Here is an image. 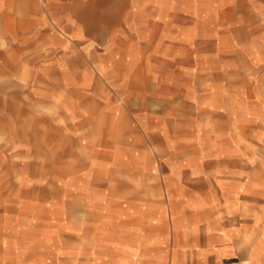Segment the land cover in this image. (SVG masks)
<instances>
[{"label": "crops", "instance_id": "crops-1", "mask_svg": "<svg viewBox=\"0 0 264 264\" xmlns=\"http://www.w3.org/2000/svg\"><path fill=\"white\" fill-rule=\"evenodd\" d=\"M100 2L0 0V81L8 86L12 77L33 74L38 77L36 99L45 102L44 95L55 89L47 86L49 78L57 84L60 71L75 72L70 64L60 63V54L67 55L61 56L66 60L81 56V60H92L73 44L77 38H90L87 30L99 26ZM207 3L185 11L194 16L211 14L203 21H208L213 43L248 44L244 48L248 63L257 70L233 82L228 78L227 88H221L219 73L231 77L233 60L226 62V69L220 63L207 65L209 86L198 106L196 138L207 141L203 146L212 141V147L200 148L188 175L179 176L171 169L163 172L160 182H151L152 188L162 189L158 203L154 197L144 203L138 196L113 197L108 182L75 183L70 179L74 175L62 182L53 179L51 199L21 195L27 186L22 180L13 185L8 177L0 179V264H264V3L259 9L250 8L255 14L250 25L256 30L243 40L219 35L222 30L231 34L236 23L242 22L234 6L225 11L216 0ZM126 37V44L139 39ZM211 54L214 58L216 53ZM82 70L95 72L100 81L109 76L107 70L88 66ZM112 88H107L109 95L100 105L120 128L124 118L129 119L130 104L122 88ZM142 109L131 111L138 127L151 129L145 122L151 119L152 124L162 123L164 135L171 133V111L150 105ZM3 123L6 126L8 120ZM209 161L213 164L205 165ZM4 163H8L6 157ZM52 166L58 173L59 165ZM191 172H195L194 180ZM99 191L103 197H98ZM45 202L53 204L47 209L52 224L46 229L40 222L42 208L34 207ZM27 211L31 220L17 228L16 222L28 218ZM21 237L28 241L25 247L17 243ZM36 237L43 242L33 245Z\"/></svg>", "mask_w": 264, "mask_h": 264}, {"label": "rangeland", "instance_id": "rangeland-1", "mask_svg": "<svg viewBox=\"0 0 264 264\" xmlns=\"http://www.w3.org/2000/svg\"><path fill=\"white\" fill-rule=\"evenodd\" d=\"M216 1L221 10L234 6L243 18L231 34L230 30H222L219 35L243 40L255 34L256 28L250 25L255 14L249 10L259 9L264 0ZM206 4L207 0H101L99 26L87 30L90 38H77L73 44L77 52H88L92 60H81L82 56L66 60L60 54V63L70 64L75 72L70 75L60 71L57 84L49 78L47 86L55 89L44 95L45 102L36 99L34 84L38 77L33 74L12 77L8 86L0 81V104H5L0 108V179L8 177L13 185L22 180L27 186L20 193L29 197L37 194L51 199L53 179L62 182L74 175L70 179L75 183L108 182L113 197L138 196L143 203L147 197H154L157 203L163 199L162 189L152 188L151 182H160L163 172L171 169L179 176L183 172L188 175L190 167L196 165L200 148L212 147V141L203 146L207 141L196 138L198 106L209 86L205 76L211 68L207 65L220 63L226 69V62L233 60L236 71L231 70V77L219 73L221 88H227L228 78L233 82V78L257 73L244 51L248 44L213 43L208 21H203L211 14L194 16L185 11ZM225 11L222 14L227 15ZM126 35L139 38L138 42L126 44ZM90 40L93 43L88 46ZM231 47L235 50L230 51ZM211 50L216 53L214 58ZM87 66L107 70L109 76L100 81L95 72L82 70ZM110 86L122 88L123 99L130 104L129 119L124 118L122 124L120 121V128L101 109ZM148 105L172 112L171 133L164 135L160 131L162 123L152 124L151 119L145 120L151 129L138 127L131 111L141 112ZM4 119L8 120L6 132ZM136 132L139 135L134 136ZM55 163L59 165L58 173L52 166ZM72 168L75 172L70 173ZM191 173L194 180L195 172ZM97 195L104 196L101 191ZM36 206L42 208V227L49 228L52 222L47 209L53 204ZM28 213L24 218L27 221L17 220V228L31 220L32 214ZM32 240L33 245L42 241L37 237ZM17 241L22 247L28 243L26 237Z\"/></svg>", "mask_w": 264, "mask_h": 264}]
</instances>
